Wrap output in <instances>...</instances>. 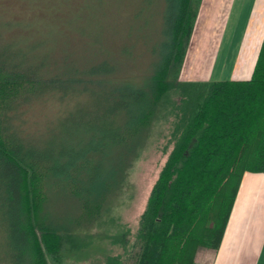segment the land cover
<instances>
[{"label":"trees","instance_id":"1","mask_svg":"<svg viewBox=\"0 0 264 264\" xmlns=\"http://www.w3.org/2000/svg\"><path fill=\"white\" fill-rule=\"evenodd\" d=\"M162 2V50L139 81L104 58L74 65L46 35L8 37L0 20V264H194L218 246L242 174L264 171V34L248 79L181 81L200 0ZM165 103L170 148L131 240L112 236L122 252L93 260L92 226Z\"/></svg>","mask_w":264,"mask_h":264},{"label":"rangeland","instance_id":"2","mask_svg":"<svg viewBox=\"0 0 264 264\" xmlns=\"http://www.w3.org/2000/svg\"><path fill=\"white\" fill-rule=\"evenodd\" d=\"M162 1L0 0V20L12 25L6 33L8 37L16 34H27L31 38L46 35V46L55 43L53 53L64 55L74 65L86 66L104 58L110 60L108 63L122 68L118 76L128 79L131 73L136 75V80L139 81L149 73L157 61L158 51L162 50L161 43L165 39L163 31L167 25L162 19ZM198 8L200 10V3ZM198 13L197 10L196 14ZM95 30L98 31L99 40H102L100 45L107 48L111 57L106 58V54L96 53L97 47L92 45ZM189 40L183 65L189 51L194 53L196 47V44L190 47ZM188 65L190 66V61ZM215 70L216 68H213V75ZM185 72L186 65L181 66L179 80L188 81L193 75L188 76ZM168 110L169 107L165 103L161 112H166L151 121L138 154L129 161L123 182L109 201L108 210L103 213L100 224L92 226V236L88 240L93 260H101L103 249H108L111 254L122 252L120 242H112V236L123 233L124 238H130L134 233L149 189L170 148L169 133L173 117L167 113ZM43 112H46L45 107L34 108L32 116L39 119ZM93 129L92 126L89 137ZM52 208L54 209V205ZM65 264L75 263L68 261ZM125 264H131L130 260L127 259Z\"/></svg>","mask_w":264,"mask_h":264},{"label":"crops","instance_id":"3","mask_svg":"<svg viewBox=\"0 0 264 264\" xmlns=\"http://www.w3.org/2000/svg\"><path fill=\"white\" fill-rule=\"evenodd\" d=\"M198 11L189 40L196 47L183 62L193 74L187 80L248 79L264 34V0H201ZM194 264H264V171L242 174L218 246L200 248Z\"/></svg>","mask_w":264,"mask_h":264}]
</instances>
